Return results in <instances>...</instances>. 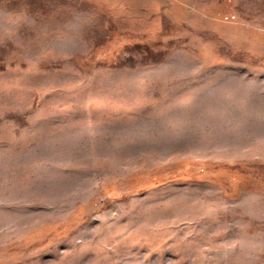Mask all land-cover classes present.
Segmentation results:
<instances>
[{
    "label": "rangeland",
    "instance_id": "rangeland-1",
    "mask_svg": "<svg viewBox=\"0 0 264 264\" xmlns=\"http://www.w3.org/2000/svg\"><path fill=\"white\" fill-rule=\"evenodd\" d=\"M0 264H264V0H0Z\"/></svg>",
    "mask_w": 264,
    "mask_h": 264
},
{
    "label": "trees",
    "instance_id": "trees-1",
    "mask_svg": "<svg viewBox=\"0 0 264 264\" xmlns=\"http://www.w3.org/2000/svg\"><path fill=\"white\" fill-rule=\"evenodd\" d=\"M103 202V200L101 201V203Z\"/></svg>",
    "mask_w": 264,
    "mask_h": 264
}]
</instances>
